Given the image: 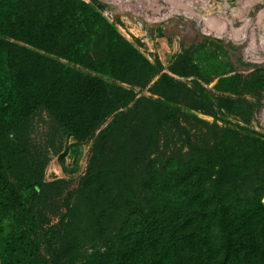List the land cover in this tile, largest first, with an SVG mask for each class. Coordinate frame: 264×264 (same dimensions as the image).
<instances>
[{
	"label": "trees",
	"instance_id": "16d2710c",
	"mask_svg": "<svg viewBox=\"0 0 264 264\" xmlns=\"http://www.w3.org/2000/svg\"><path fill=\"white\" fill-rule=\"evenodd\" d=\"M108 23L86 0L0 3V264H45L35 229L46 218L36 205L54 182L43 180L48 159L40 162L29 145L40 110L79 139L94 138L73 194L76 221L65 229L67 238L86 236L103 249L95 248L90 264H264V185L243 198L241 181L222 164L234 160L225 144L234 136L213 126L206 145L154 156L160 131L177 121L170 99L176 84L163 75L153 87L160 99H135L115 83L146 86L161 66ZM188 64L184 58L174 70Z\"/></svg>",
	"mask_w": 264,
	"mask_h": 264
},
{
	"label": "rangeland",
	"instance_id": "374dc122",
	"mask_svg": "<svg viewBox=\"0 0 264 264\" xmlns=\"http://www.w3.org/2000/svg\"><path fill=\"white\" fill-rule=\"evenodd\" d=\"M86 1L92 3L91 0ZM131 1L147 8L155 4L174 3L176 10L165 29L163 21L147 23L146 15L143 17L137 13L138 10L133 13L136 22L119 18L120 25L126 27L125 31L121 32L116 25L108 23L145 59L161 66L159 73L146 86L114 80L115 83L130 89L135 99H160L162 96L156 94L153 87L163 75L170 76L176 84L170 99L177 121L172 123L171 128L166 126L160 131V149L153 155L188 152L190 144L206 145V138L213 136V126H216L221 134L234 136V144L225 142L226 146L230 145L226 148L234 153V160H226L222 164L228 167L229 173L234 171V178L241 181L238 192L243 198L255 196L264 185V148L261 150L264 147V122L260 119L264 107V78L256 74L261 71L264 75V63L248 60L245 49L250 39H255V31L257 37L264 36V17L259 14L264 7V0ZM206 15L215 21L219 20L221 28L224 23H230L235 29L227 24L225 28L228 29L223 32L222 29L209 30L214 27L205 24L207 18L210 22ZM200 16H205L203 18L206 20L199 19ZM127 31H131L129 35ZM243 34L247 39L242 41ZM263 39L258 37V41L262 42L255 43L257 49L264 47ZM32 48L51 60L56 59L83 73L98 74L107 81H113L87 67L59 58L47 49ZM184 58H188V68L181 69V72L175 71L174 68ZM253 67L257 68L250 71ZM111 120L112 117H109L106 124ZM93 144L94 138L81 140L66 131L47 110H40L32 117L31 153L40 156V162L48 159L42 168L43 180L54 182V185L45 188V195L40 197L36 205L40 215L46 218L35 229L45 264H90L96 261L92 257L95 248L96 251H103L86 236H65V229L73 228V222L76 221L70 213L73 194L88 170ZM223 149L219 142L218 151L222 153ZM228 175L225 177L228 178ZM261 202L264 203V194Z\"/></svg>",
	"mask_w": 264,
	"mask_h": 264
},
{
	"label": "built area",
	"instance_id": "2783aa9c",
	"mask_svg": "<svg viewBox=\"0 0 264 264\" xmlns=\"http://www.w3.org/2000/svg\"><path fill=\"white\" fill-rule=\"evenodd\" d=\"M101 1L105 4V7L103 9H99V10L102 11L103 16L110 23H113L114 25H116L121 32H122V30L125 31L126 27L123 25H120L119 18H121V20H123L125 18V19H127L128 22H136L137 21L136 17H133V13L136 12V10H138L137 13L142 14L143 17H145V15H146V17H147L146 22L147 23H153V22L155 23V22L163 21L164 22V26H163L164 29H165V26L167 25V23H170V21H169L170 17H172L176 11L174 3H164V5L155 4V6L153 5L152 7L147 8L146 6H144L141 3H132L131 0H101ZM154 2L160 3V0H154ZM226 4H229V3H226ZM229 6H230V4H229ZM259 14L264 17V7L261 9ZM203 17H205V16H203ZM207 17H209V16H207ZM209 19H210V23L214 27V28L209 29V30L214 31V30L222 29V32L225 30V23L223 24V28H221V24H220L219 20L215 21L213 19V17L212 18L209 17ZM139 25H142V24L139 23ZM228 25L232 26V28L235 29L232 24L229 23ZM130 32L131 31H127L128 35ZM258 37L264 38V36H259V35H258ZM246 39L247 38L245 35V37H243L241 40L243 41ZM249 48L251 50L255 51L256 53L263 54L264 53V47L262 46L260 49H257V47L255 45H251V39H250V41L248 42V46L245 49L246 57L248 60H251L252 62L254 61L255 63H258V62L264 63V59L259 60V59L253 58L251 56V53H247ZM256 68L257 67H253L252 69H249V70L253 71ZM260 119L262 122H264V107L262 108V110L260 112Z\"/></svg>",
	"mask_w": 264,
	"mask_h": 264
},
{
	"label": "bare ground",
	"instance_id": "6f19581e",
	"mask_svg": "<svg viewBox=\"0 0 264 264\" xmlns=\"http://www.w3.org/2000/svg\"><path fill=\"white\" fill-rule=\"evenodd\" d=\"M199 19H203V20H206V19H204L202 16H200L199 17ZM207 26H213L210 22H209V20H208V18H207V21H206V23H205ZM227 25V24H226ZM225 25V26H226ZM227 27V26H226ZM226 30L228 29V28H225ZM220 33V32H219ZM254 34H255V39H251L252 40V43H251V45H255V43L257 44V43H259L260 42V40L258 41V37H257V32L255 31L254 32ZM244 35L245 34H243L242 36H241V39L244 37ZM264 40V39H263ZM262 42V41H261ZM260 42V43H261ZM260 45V44H259ZM256 47H257V45H255ZM259 47V46H258ZM262 47V46H261ZM251 48V47H250ZM249 48V50L247 51V53H251V56L252 57H257V58H259V60H262V59H264V53L262 54V56H260L258 53H256L255 51H253V50H251ZM260 49V48H259ZM259 55V56H258Z\"/></svg>",
	"mask_w": 264,
	"mask_h": 264
},
{
	"label": "water",
	"instance_id": "95a60500",
	"mask_svg": "<svg viewBox=\"0 0 264 264\" xmlns=\"http://www.w3.org/2000/svg\"><path fill=\"white\" fill-rule=\"evenodd\" d=\"M92 4L98 9H103L105 4L101 0H91Z\"/></svg>",
	"mask_w": 264,
	"mask_h": 264
}]
</instances>
